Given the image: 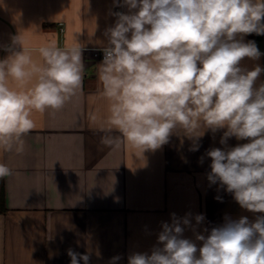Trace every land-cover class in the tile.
<instances>
[{"label": "clouds", "instance_id": "obj_1", "mask_svg": "<svg viewBox=\"0 0 264 264\" xmlns=\"http://www.w3.org/2000/svg\"><path fill=\"white\" fill-rule=\"evenodd\" d=\"M122 6L129 14L114 13L98 69L106 120L120 136L103 142L119 147L123 140L142 155L167 144L177 128L193 139L201 127L226 129L221 144L231 137L249 142L208 150V180L219 182L242 208L264 213V83L255 86L264 68L241 67L244 58L261 56L243 35H264V0H123ZM5 51L10 54L0 59V149L19 153L35 127L33 113L58 111L80 90L83 45L50 41L31 49L19 34ZM34 51L42 62L33 59ZM11 175L0 163V179ZM172 217L158 235L163 247L151 255L135 253L128 264H264V215L254 222L229 221L207 238L197 235L203 241L199 250L182 238V224L190 221ZM195 219L199 224L204 216ZM67 254L71 264L90 259L72 249ZM119 259L113 257L112 264Z\"/></svg>", "mask_w": 264, "mask_h": 264}, {"label": "crops", "instance_id": "obj_2", "mask_svg": "<svg viewBox=\"0 0 264 264\" xmlns=\"http://www.w3.org/2000/svg\"><path fill=\"white\" fill-rule=\"evenodd\" d=\"M122 5L123 0H0V59L21 34L31 49L50 41L60 47L79 42L84 64L75 97L58 111L33 113L35 127L23 138V152L0 149V163L12 170L0 184V264H71L69 249L88 254V264H112L116 256L115 264H128L135 253L151 255L163 247L158 235L173 213L190 221L182 224V238L198 250L203 241L197 235L207 238L229 221L254 222L264 215L242 208L219 182L208 180V150L249 142L231 137L221 144L226 129L201 127L193 139L177 128L167 144L142 155L123 140L119 147L103 142L120 133L107 123L101 62L93 53L106 46L114 13L129 14ZM243 40L254 41L261 56L244 58L241 67L264 68V35ZM33 59L42 62L35 51ZM262 83L264 72L255 86ZM198 214L204 216L199 224Z\"/></svg>", "mask_w": 264, "mask_h": 264}, {"label": "built area", "instance_id": "obj_3", "mask_svg": "<svg viewBox=\"0 0 264 264\" xmlns=\"http://www.w3.org/2000/svg\"><path fill=\"white\" fill-rule=\"evenodd\" d=\"M255 36L257 37H261L263 35H257L254 33ZM103 57H104V52L103 50H95L94 53H93V58L96 59L97 61L99 62H102L103 60Z\"/></svg>", "mask_w": 264, "mask_h": 264}, {"label": "trees", "instance_id": "obj_4", "mask_svg": "<svg viewBox=\"0 0 264 264\" xmlns=\"http://www.w3.org/2000/svg\"><path fill=\"white\" fill-rule=\"evenodd\" d=\"M3 183V179H0V184H2ZM2 193H3V190H2V188H1V190H0V197L2 198Z\"/></svg>", "mask_w": 264, "mask_h": 264}]
</instances>
